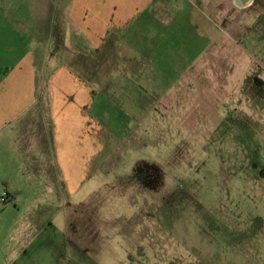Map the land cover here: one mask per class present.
I'll list each match as a JSON object with an SVG mask.
<instances>
[{
	"label": "rangeland",
	"instance_id": "374dc122",
	"mask_svg": "<svg viewBox=\"0 0 264 264\" xmlns=\"http://www.w3.org/2000/svg\"><path fill=\"white\" fill-rule=\"evenodd\" d=\"M238 20L211 54L192 55L189 91L150 96L125 137L102 121L99 164L82 160L76 189L58 162L54 193L21 176L33 150L0 163V264H264V5ZM99 58L104 69L82 72L105 90ZM46 152L57 156L54 141Z\"/></svg>",
	"mask_w": 264,
	"mask_h": 264
},
{
	"label": "crops",
	"instance_id": "0c3cea01",
	"mask_svg": "<svg viewBox=\"0 0 264 264\" xmlns=\"http://www.w3.org/2000/svg\"><path fill=\"white\" fill-rule=\"evenodd\" d=\"M255 3L0 0V39L8 40L0 52V163L15 167L17 149L33 150V158L22 160L21 176L44 179L43 190L54 193L48 181H58L53 173L58 162L66 191L72 183L76 189L83 181L78 174L82 160L99 164L102 121L125 137L149 111L142 103L150 96L162 100L182 85L189 91L198 81L192 55L211 54L225 33L242 29L238 17ZM22 23L34 24L28 28ZM106 52L111 77L101 90L82 71L104 69L99 57ZM39 55L43 72L37 68ZM172 76L176 78L170 80ZM53 141L55 157L46 152ZM2 164L0 175H5Z\"/></svg>",
	"mask_w": 264,
	"mask_h": 264
},
{
	"label": "built area",
	"instance_id": "2783aa9c",
	"mask_svg": "<svg viewBox=\"0 0 264 264\" xmlns=\"http://www.w3.org/2000/svg\"><path fill=\"white\" fill-rule=\"evenodd\" d=\"M7 199H8V192L5 190V194L1 197V200H2L4 203H6Z\"/></svg>",
	"mask_w": 264,
	"mask_h": 264
},
{
	"label": "trees",
	"instance_id": "16d2710c",
	"mask_svg": "<svg viewBox=\"0 0 264 264\" xmlns=\"http://www.w3.org/2000/svg\"><path fill=\"white\" fill-rule=\"evenodd\" d=\"M9 199H10V195H9V193H8V199H7L6 203H8V202H9Z\"/></svg>",
	"mask_w": 264,
	"mask_h": 264
}]
</instances>
